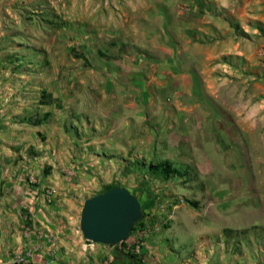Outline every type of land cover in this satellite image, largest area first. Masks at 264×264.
I'll list each match as a JSON object with an SVG mask.
<instances>
[{
  "label": "rangeland",
  "instance_id": "obj_1",
  "mask_svg": "<svg viewBox=\"0 0 264 264\" xmlns=\"http://www.w3.org/2000/svg\"><path fill=\"white\" fill-rule=\"evenodd\" d=\"M151 1L156 3L148 10L154 16L153 33L146 35L148 42L142 47L124 43L125 32L110 30L105 36L98 35V24L105 27V21L135 22L128 0H90L89 24L81 6L43 2L23 11L24 33L16 43L17 51L6 45L11 51L5 58L11 60V74L25 75L24 83L18 85L15 78L9 86L0 84V224L10 218L22 237L11 250L10 264L16 256L27 258L23 264H32V251L20 246L36 231L41 236L42 224L35 223V216L41 214L48 224L60 220L70 226V216L76 215L77 227L86 199L113 187L128 188L144 213L143 224L123 245L115 246L125 257L141 264H178L193 259L202 230L224 228L232 230L221 233L231 249L245 255V263L239 264H262L258 256L264 228L258 221L264 218V163L257 135L245 130V102L251 90L247 80L258 75L245 59V43L252 41L245 33V0H231L229 7L213 0H185L167 7ZM144 9L137 7L139 12ZM67 11L73 19L69 20ZM89 33L92 36L87 40ZM88 46L108 60L119 57L113 50L120 47L132 49L137 57L147 56L150 62L136 77L135 94L142 97L139 100L146 97L148 103H138L144 108V119L135 128L139 141L131 149L123 145L122 136L113 142L103 140L100 125L104 120L86 109L87 103L97 100L91 85L87 89L90 97L75 99L80 101V110L64 104L63 109L40 105L41 94H51L48 89L55 77L79 81L75 91L89 81V72L80 65L56 69L55 64L58 49L81 52ZM193 52L202 59L200 63ZM169 59L173 65H168ZM45 107L57 113L43 112ZM47 113L50 117L44 124H31ZM114 113L116 118L104 121L108 126L122 123L121 113ZM60 137L68 144L71 157L63 151L56 158L55 142ZM183 140L185 152L196 153V158L187 153L183 157L173 149ZM65 157L69 166L60 163ZM164 160L188 164L195 180L160 181L135 166ZM54 171L66 177L71 188L66 203L63 191L50 183ZM52 189L57 193L50 195ZM213 239L220 240V234Z\"/></svg>",
  "mask_w": 264,
  "mask_h": 264
},
{
  "label": "crops",
  "instance_id": "obj_2",
  "mask_svg": "<svg viewBox=\"0 0 264 264\" xmlns=\"http://www.w3.org/2000/svg\"><path fill=\"white\" fill-rule=\"evenodd\" d=\"M158 1L160 6L167 7L175 6V4H183L185 0ZM213 1L218 2L222 7H229L231 4V0ZM43 2H49L52 5L66 4V6L70 8L81 6L83 8L82 14L86 15L85 22L88 24L90 23V0H0V84L9 86L15 78H17L18 85L24 83L25 75L11 74V63H8L11 60L5 57L8 55L6 53H9L11 49L17 51L18 47H15L16 43H19L24 33L23 24L25 16L23 15V11L25 8L32 5H39ZM128 2L133 8L132 11L135 22L127 24L115 20L113 24H110L111 22L105 21L103 22L104 25H107L105 27H103L102 24L100 26L98 24V35L100 33L105 36V32L110 30L118 33L125 32L126 34L123 36L124 43L133 42L142 47L143 44L148 42L146 35L149 33V36H151L153 33L154 16L153 13L148 10L151 7H155L156 3L151 0H128ZM92 4L94 5V3ZM138 6L145 7L144 10L140 11L142 14L137 10ZM65 13L69 20L73 19V13L68 11ZM258 24L263 28V31L257 28ZM138 33L145 38L141 39L140 36V39H137ZM245 33L252 36V41L248 40L247 43H245V59L247 60V65L253 71L258 72L257 76H249L251 78L247 80L246 86L250 87L251 90L247 91L248 102H245V130L251 134L254 133L257 135L260 150L263 149L264 151V0H245ZM91 36V33H89L85 35V38L90 40ZM254 36H257V41H255L256 37ZM7 40L12 41V43H6ZM189 43H193L191 38ZM6 45H10L11 49L6 48ZM194 45L196 46V43H194ZM75 51L79 50L75 48L73 50L67 48L58 49L57 52H55L56 55H60L55 63L56 69L58 66L69 68L80 65L82 68L81 70L89 72V76H91L89 81L85 83L81 81V89L75 91L74 88L79 81L75 82L66 79L64 82L59 81V78L55 77L48 91L66 107H73L80 110V107H78L80 101L77 102L75 99L77 97L82 99L90 97L87 89L89 85H91L96 91L97 100L93 99L90 103H87V110L96 111L98 113V119L104 121L116 118L114 113L116 111L121 113L122 123H116L117 125L110 124V126H108L102 121L103 124L100 126L105 132L103 140L113 142L114 140L116 141L117 137L122 136L125 141L123 145L131 149V147L136 145L139 141L135 128L138 127L142 119H144L142 117L143 107H140L139 104L148 103L146 97L145 99L139 100L142 97L139 98L135 94L136 89H134L137 82L136 77L138 76V71L142 72L143 70L141 69L148 66L150 63L148 62L147 56L142 58L137 57V54H134L132 49L126 48L123 50L120 47L113 50L114 55H119L118 58H114L113 60L101 57L99 55L100 50L91 51L89 46L81 52ZM193 55L196 56V61L198 63L202 61L196 53L193 52ZM62 56L65 57L62 58ZM91 56L93 57L90 58ZM111 61L114 62V65ZM167 62L168 65H173L171 59ZM170 70L173 69L170 67ZM250 79H254L253 82L250 81ZM38 89L40 90L39 87ZM17 99H19V97ZM84 104L86 105V102ZM56 111L57 110L50 107H45L43 109V112H53L54 114L57 113ZM55 144L57 146L56 151L59 155L56 157L57 159L58 157L60 158L63 151H67V155L71 157V153L67 149L68 144L66 145L64 143L62 137L56 139ZM185 144L186 142L183 140L182 142L175 143L173 148L176 151L178 150L183 157L186 156L185 153H187V155L189 154L185 152ZM119 145L121 144H116V147L120 149ZM263 151H260V155L264 163ZM190 156L196 158V153H191L187 157ZM69 162L68 157L60 161L62 166H69ZM50 183L59 186V189L63 191L64 194L62 201L64 203L68 202L71 188H68L67 178L59 177L54 171L53 175L50 177ZM45 186H42V188ZM38 201L41 203L40 199H38ZM74 209L76 211V207H74ZM66 217L68 216L66 215ZM35 218V223L38 221L42 224L41 236H37L36 231L32 238L28 240V243H24L20 246L22 250L29 249L32 251V264H108V261L112 264H141L136 259L125 257L120 249L114 250L116 248L115 246H105L103 244L90 246L80 232V224L77 227L74 225L76 223V215H73V217L70 216V218L68 217L69 219H73V221H71L73 225L70 226L61 223L62 221L60 220V222L53 220L51 224H48L41 214L37 217L35 216ZM258 225L264 228V218L258 221ZM223 229L224 228H217L211 231L202 230L199 234L202 238H200L193 259L187 261L182 260L178 264H239L242 261L245 263V255L242 256L241 253L233 251L228 243V239L221 234ZM0 232L2 233V239L0 240V261L1 264H10L8 260L10 259L11 250L18 247V243H21L22 237H20L16 225L11 222L10 218H8L6 222H1ZM49 232L51 235H49ZM215 234H220L221 239H213ZM53 237L54 239H51ZM260 248L262 253L259 254L258 258L261 263L264 264V240L263 243L260 244Z\"/></svg>",
  "mask_w": 264,
  "mask_h": 264
},
{
  "label": "water",
  "instance_id": "obj_3",
  "mask_svg": "<svg viewBox=\"0 0 264 264\" xmlns=\"http://www.w3.org/2000/svg\"><path fill=\"white\" fill-rule=\"evenodd\" d=\"M139 199L126 187H113L86 199L80 230L85 240L107 246L124 242L143 219Z\"/></svg>",
  "mask_w": 264,
  "mask_h": 264
},
{
  "label": "trees",
  "instance_id": "obj_4",
  "mask_svg": "<svg viewBox=\"0 0 264 264\" xmlns=\"http://www.w3.org/2000/svg\"><path fill=\"white\" fill-rule=\"evenodd\" d=\"M232 23L233 22L231 21V24ZM234 27L237 28L238 26H234ZM257 28L263 31V28L259 24L257 25ZM40 105L56 106L59 109H63V105L61 101L54 98L51 94H48L46 92H43L41 94ZM49 117L50 114L47 113L44 115L43 118H38L36 119V121L31 122V124L34 126H40L44 124L47 121V118ZM135 166L139 171L160 181L180 180L186 182V181L195 180L194 177H196V175L191 172L192 169L188 164H177L169 160H164L158 163H150V164H146L144 162L143 163L137 162ZM187 203L191 204L193 207H196V204L193 202L187 201ZM141 224H143L142 220L134 226L132 232L137 230V227ZM231 232L232 230L229 229L223 230L224 234H228ZM125 241L120 243L119 245H123Z\"/></svg>",
  "mask_w": 264,
  "mask_h": 264
},
{
  "label": "built area",
  "instance_id": "obj_5",
  "mask_svg": "<svg viewBox=\"0 0 264 264\" xmlns=\"http://www.w3.org/2000/svg\"><path fill=\"white\" fill-rule=\"evenodd\" d=\"M57 191L55 189H52L51 191H49V194L50 195H54L56 194ZM146 231V230H144ZM89 242V241H88ZM90 246H95L96 244L95 243H92V242H89L88 243ZM136 252H140V248L139 247H136ZM27 261V258L25 257H21V256H16L13 260H12V263L14 264H23ZM0 264H1V261H0Z\"/></svg>",
  "mask_w": 264,
  "mask_h": 264
}]
</instances>
